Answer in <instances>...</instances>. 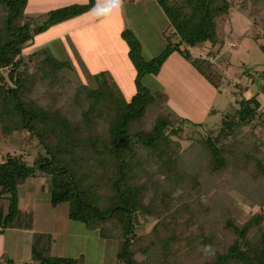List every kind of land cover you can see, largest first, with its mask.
<instances>
[{"label":"trees","instance_id":"trees-1","mask_svg":"<svg viewBox=\"0 0 264 264\" xmlns=\"http://www.w3.org/2000/svg\"><path fill=\"white\" fill-rule=\"evenodd\" d=\"M244 1L264 29V0ZM96 2L52 10L38 25L26 15L28 0H0V130L6 136L26 131L45 151L33 165L22 155L0 163L9 199L4 228L18 217L19 186L40 172L52 178L53 206L69 203L72 221L120 242L116 264H264L261 99L242 97L207 133L184 134L186 125L202 124L176 115L166 95L143 82L179 52L218 87L221 74L212 60L219 49L203 59L191 49L221 44L220 19L232 1L157 0L172 33L151 60L124 29L137 73L129 100L107 70L96 75V86L76 84L64 74L70 65L47 47L24 53L35 33L91 11ZM257 74L264 95V69ZM82 262L48 257L39 264Z\"/></svg>","mask_w":264,"mask_h":264},{"label":"rangeland","instance_id":"rangeland-1","mask_svg":"<svg viewBox=\"0 0 264 264\" xmlns=\"http://www.w3.org/2000/svg\"><path fill=\"white\" fill-rule=\"evenodd\" d=\"M110 1L97 0L91 11L38 31L24 53L47 47L56 58L70 65V68L64 70V74L76 84L96 86V75L109 70L124 98L129 100L137 92L134 79L137 73L129 54L125 52L127 42L120 31L130 28L133 36L140 41L143 57L151 60L166 48L167 36L171 35L172 30L169 29L168 17L163 23L160 16L154 14L151 17L147 13L146 0H137L131 5L128 2L132 0H125L124 4H111ZM231 1L230 12L219 23L221 44L215 48L206 44L204 47L191 49L195 57L202 59L208 57V51L219 49L218 56L212 60L216 72L221 74L218 82L215 81L219 83L218 87L179 52L170 56L158 75H147L143 79L152 91L166 95L168 108L176 115L188 119L190 124H202L201 128L186 125L184 134L198 129L207 133L221 122L225 112L234 111L238 107L237 101L242 97L258 95L264 107V95L258 92V84L254 80L255 77L258 78V71L264 69L262 18L261 15L252 16L250 1L249 6L244 0ZM87 2L88 0H28L26 15L39 25L47 20L52 10ZM84 24L91 25L77 29ZM176 39L174 38L175 41ZM213 110L221 112L211 114ZM30 139L25 143L30 151L25 158L29 165H33L40 154H37L38 148L40 147L42 154L45 151L36 139ZM21 140L24 144L23 139L16 143L21 145ZM35 143H38L37 148L32 145ZM183 144L187 147L190 141L183 140ZM246 208L252 210L249 206ZM257 210L259 207L253 209ZM106 240L114 241L117 251L120 250L119 241ZM96 254L90 255V258L98 264L101 257L99 259ZM111 258L114 260L110 256L109 261Z\"/></svg>","mask_w":264,"mask_h":264},{"label":"crops","instance_id":"crops-1","mask_svg":"<svg viewBox=\"0 0 264 264\" xmlns=\"http://www.w3.org/2000/svg\"><path fill=\"white\" fill-rule=\"evenodd\" d=\"M136 1L127 2L131 5ZM117 2L126 3L125 0L110 1L111 4ZM146 3L147 13L151 17L154 14L160 16L164 23L167 15L157 0H146ZM90 25L84 24L77 29ZM125 52H129L128 45ZM28 138L30 136L26 131L6 136L0 130V163L5 162L8 155L22 154L27 162L25 157L30 151L25 143ZM20 139L25 140L24 144L22 140L21 145L16 143ZM32 145L37 148L38 143ZM37 151V154L41 153L40 147ZM52 189V178L48 175L39 172L27 178L18 188V217L12 225L4 228V220L9 212V199L0 186V264H39L48 257L83 258L82 264H95L90 258L95 253L99 259L101 257L98 264H115L118 254L116 243L103 239L98 231L88 229L83 223L72 221L69 203L53 206ZM110 256L114 260L111 258L109 261Z\"/></svg>","mask_w":264,"mask_h":264}]
</instances>
